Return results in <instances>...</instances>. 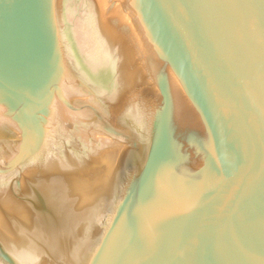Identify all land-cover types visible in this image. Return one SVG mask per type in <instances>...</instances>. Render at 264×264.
<instances>
[{
	"label": "water",
	"instance_id": "obj_1",
	"mask_svg": "<svg viewBox=\"0 0 264 264\" xmlns=\"http://www.w3.org/2000/svg\"><path fill=\"white\" fill-rule=\"evenodd\" d=\"M0 264H264V0H0Z\"/></svg>",
	"mask_w": 264,
	"mask_h": 264
}]
</instances>
